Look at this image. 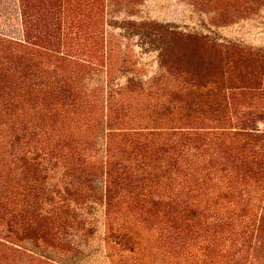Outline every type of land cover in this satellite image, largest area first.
<instances>
[{
    "label": "rangeland",
    "instance_id": "1",
    "mask_svg": "<svg viewBox=\"0 0 264 264\" xmlns=\"http://www.w3.org/2000/svg\"><path fill=\"white\" fill-rule=\"evenodd\" d=\"M0 264H264V0H0Z\"/></svg>",
    "mask_w": 264,
    "mask_h": 264
},
{
    "label": "trees",
    "instance_id": "2",
    "mask_svg": "<svg viewBox=\"0 0 264 264\" xmlns=\"http://www.w3.org/2000/svg\"><path fill=\"white\" fill-rule=\"evenodd\" d=\"M32 155H34V154H32ZM40 156H38V155H36V156H33V157H30L29 159L30 160H28L29 162H33V161H35V160H37V158H39Z\"/></svg>",
    "mask_w": 264,
    "mask_h": 264
}]
</instances>
